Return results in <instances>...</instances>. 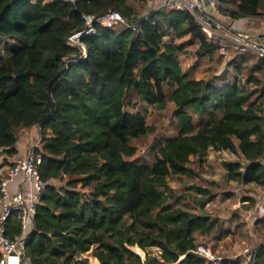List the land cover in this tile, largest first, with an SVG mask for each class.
Returning a JSON list of instances; mask_svg holds the SVG:
<instances>
[{
  "label": "trees",
  "instance_id": "1",
  "mask_svg": "<svg viewBox=\"0 0 264 264\" xmlns=\"http://www.w3.org/2000/svg\"><path fill=\"white\" fill-rule=\"evenodd\" d=\"M222 2L234 19L264 15V0ZM151 4L0 0V38L18 41L0 53V158L24 157L32 143L19 145L18 133L36 129L47 184L25 249L31 264H90V257L95 264H242L196 253L211 243L216 250L236 231L250 240L245 224L232 227L237 214L227 227L209 215L218 194L198 180L212 152H229L241 160L223 164L225 181L264 191V59L225 58L190 12L152 13ZM112 10L126 24L96 23V34L81 39L87 57L68 44L85 29L84 16ZM192 46L197 57L227 59L221 73H184L178 56ZM169 103L177 134L138 155L133 142L154 133L146 115ZM243 202L254 204L249 195ZM255 229L264 237V217ZM18 234L13 216L8 236ZM252 255L250 264H264V244Z\"/></svg>",
  "mask_w": 264,
  "mask_h": 264
},
{
  "label": "built area",
  "instance_id": "2",
  "mask_svg": "<svg viewBox=\"0 0 264 264\" xmlns=\"http://www.w3.org/2000/svg\"><path fill=\"white\" fill-rule=\"evenodd\" d=\"M221 7L228 8L222 0H152L151 12L162 8L178 12L188 11L221 56L232 58L240 54H250L264 59V33L254 37L248 32L226 26L224 20L230 16L223 13ZM84 19L85 29L68 38V44L83 48L84 58L87 54L81 39L83 36L96 34V23L108 29L126 24L122 15L113 10L97 20L92 16H84ZM39 144L40 139L32 143L27 154L14 161L0 183V264H31L30 259L25 256V249L30 241L34 220L47 185L40 173L42 158L37 153ZM260 166L264 171V149ZM261 207L264 209V191L261 195ZM13 216L19 227V234L11 239L8 231ZM196 253L210 261L218 260L212 250L204 245H200ZM252 259L253 255L250 260Z\"/></svg>",
  "mask_w": 264,
  "mask_h": 264
},
{
  "label": "rangeland",
  "instance_id": "3",
  "mask_svg": "<svg viewBox=\"0 0 264 264\" xmlns=\"http://www.w3.org/2000/svg\"><path fill=\"white\" fill-rule=\"evenodd\" d=\"M226 6L231 5L230 3H226ZM149 11L151 12L150 8ZM259 16H263L262 18H264L263 14H260ZM171 38L172 37L166 38L164 40L165 43H169ZM16 45H18V41L0 38V53L7 55V49ZM197 48V46H192L187 49L185 54H179L178 58L183 72L189 73L195 78H207L213 77L215 74H220L224 68V62L227 61V59H221L218 55L214 56L212 59L209 57H197ZM174 112V105L169 103L165 110L155 112L150 111L146 115V120L154 129V133L143 140L133 142V145L137 148L138 155H147L153 142H164L168 137L177 134V122ZM30 135L32 136L31 131H20L18 133L19 145H21V143L30 145L32 143V141H30ZM38 137L40 139L39 135ZM15 158L5 156V154L2 155L0 158V173L2 175L6 174L9 169L8 164L17 159ZM240 160L241 158L238 155L229 152H212L204 164L202 170L203 175L199 178L198 182L203 187H211V185L214 184L215 187L213 186L214 188L212 190L218 194V198L213 202H209L210 205L207 206L209 215L213 219L218 218L224 227H227L232 225L228 222L229 218L237 214L239 220L235 221L232 227L235 229L236 224L242 222L247 226L250 236V240L245 242L242 240L238 231H236L234 236H231V238L218 244L216 250L212 248V243L209 244L208 247L212 250L218 261L228 259L236 262L240 260L242 264H250L251 255L259 246L264 244V237L257 233L255 229L258 220L264 217V209L261 207V195L263 191L260 188L255 187L242 188L240 183H227L225 181L226 171L223 168V164ZM170 183L172 187L181 188L178 180H171ZM224 192L231 193V196L226 201H221ZM248 195L253 198L254 204L251 203L250 205L243 202L244 198ZM199 241L201 243L203 238L201 237ZM148 252L152 255H158L157 249H149ZM137 253L144 256V253L141 251H138ZM89 261L90 264H92L91 259Z\"/></svg>",
  "mask_w": 264,
  "mask_h": 264
},
{
  "label": "crops",
  "instance_id": "4",
  "mask_svg": "<svg viewBox=\"0 0 264 264\" xmlns=\"http://www.w3.org/2000/svg\"><path fill=\"white\" fill-rule=\"evenodd\" d=\"M228 8H232V6H227ZM263 16H255V17H243L240 19H234L229 17L228 19L224 20V24L228 27H231L233 29L239 30V31H245L253 35L254 37H259L264 33V18ZM262 18V20H261ZM32 136L30 135V141H33L37 138L38 133L36 129L31 130ZM27 146V145H26ZM24 148H22L23 153L21 156L24 155ZM247 203V202H246ZM249 204V203H248ZM91 263L95 264L92 260L93 258L90 257Z\"/></svg>",
  "mask_w": 264,
  "mask_h": 264
}]
</instances>
